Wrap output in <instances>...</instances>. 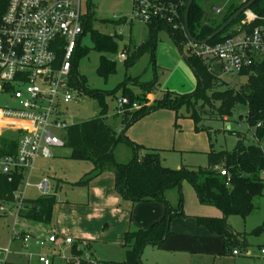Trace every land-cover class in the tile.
<instances>
[{"label": "trees", "instance_id": "obj_1", "mask_svg": "<svg viewBox=\"0 0 264 264\" xmlns=\"http://www.w3.org/2000/svg\"><path fill=\"white\" fill-rule=\"evenodd\" d=\"M165 1L174 8L175 13L171 15L172 13L168 12L167 16L146 24L148 34L145 41L139 47H132V45L125 47L124 53L127 58L124 61V66L126 70L131 69L146 54L151 56L152 65L155 66L157 34L164 30L173 38L194 73L197 86L193 92L187 94L165 92L160 99L154 100L148 107L146 98L134 94L126 87L132 82L142 90L153 91L154 88L157 89L155 82L140 83L138 78L132 79L128 76L116 91L105 93L91 89L87 85L85 77L80 76L77 71L79 60L89 52V49L81 47L82 40L78 43L73 60L71 86L80 94L93 97L101 108L97 117L68 126L64 131L65 147L71 150V159L90 162L93 165V170L73 186L87 187L99 176L110 172L114 175L115 192L123 200L132 204L158 202L164 205V215L160 220L154 222L147 229L129 230L125 234L124 247L127 251V258L123 263L117 264H143L142 256L146 247L159 248L165 244L173 234L171 221L175 217L186 216L183 211L184 198L182 195V188L185 184L192 187L201 205L215 207L221 212L219 218L195 217V219L211 234L222 238L223 255H229L233 250L240 251L238 248L245 247L239 240L242 235L232 228L229 222L230 217L242 216L246 219L258 214L260 202L264 196V153L256 144V140H264V65L257 64L250 72H241L238 76L247 78L244 85L226 87L220 79L219 67L210 70L190 50H188L190 52L188 55L184 53V48L191 42L185 27V12L189 0ZM249 1L230 0L224 11L218 14L217 18H212L206 8L195 0L188 19L192 38L197 42L204 41ZM8 3L9 0H0L2 9H5ZM212 7L218 8L215 5ZM250 9L254 13L264 16V0H257ZM92 12L83 19L85 23L83 36L91 32L93 50L100 54L97 73L107 79L116 72V63L109 60L106 55L117 52L118 41L122 36L118 34L109 36L94 31ZM243 19L244 14L209 43L214 44L224 36L231 35V32L241 24ZM123 23L124 21L115 22L116 25ZM118 90L122 91V97L128 98L132 103L144 102L145 104L138 111L125 112L122 115L123 130L120 133L108 124L105 105V96L116 94L115 92ZM238 106L248 108L246 123L249 130L252 131L253 139L249 140L247 136L235 133L239 140L232 152L216 151L211 146L207 153V167L182 166L176 170L166 168L161 163L157 150H148L130 141L126 136V132L131 126L158 110L174 111L176 113L175 125L178 129L177 122L183 117L180 116V111L185 109L186 116L194 121L196 130L208 132L204 125L201 126L203 122L218 119L229 122ZM226 130L229 131V129ZM121 142L127 143L135 152L134 159L129 163H121L116 158V149ZM18 145L19 135L14 139L0 138V157L16 156ZM141 151L144 152L142 157L139 156ZM218 166L227 171L226 176H222L215 170ZM24 178V173L16 172L13 181L10 182L7 176L0 175V201L15 203L17 206L18 201L15 193L24 182ZM172 189H177L180 193L178 209L173 208L167 199V193ZM58 203L55 195L40 196L36 200L26 199L23 209L19 212V217L23 220L50 226ZM87 254L90 256L89 260L85 256ZM69 256L74 260L67 264H98L90 243L84 249H80L78 242L75 243L70 248Z\"/></svg>", "mask_w": 264, "mask_h": 264}, {"label": "rangeland", "instance_id": "obj_2", "mask_svg": "<svg viewBox=\"0 0 264 264\" xmlns=\"http://www.w3.org/2000/svg\"><path fill=\"white\" fill-rule=\"evenodd\" d=\"M239 1L242 2L243 0ZM197 2L206 8L212 18L218 17V14L212 11L214 10L212 6L215 5L224 11L228 5V1L225 0H221V2L216 0H197ZM83 3L85 7L87 5L88 10V0H83ZM92 11L94 31L113 36L116 28L118 32H122V38L118 41L117 52L106 55L109 60L116 63V72L105 79L97 73L100 54L93 50L91 32L83 36L81 47L89 49V52L88 55L79 60L77 71L80 76L85 77L87 85L91 89L105 93L114 92L118 86L125 82L128 76L132 79L138 78L140 83L155 82L157 89L154 88L153 91L142 90L141 87L132 82L126 87L134 94L146 98L148 107L151 106L154 100L160 99L165 92L187 94V92L191 93L196 89L197 83L193 71L176 46L173 38L164 30L159 31L157 34L154 55L155 66L152 65L151 56L146 54L131 69L126 70L120 55L124 53L125 47L128 45L139 47L148 34L146 24L138 21L130 22L133 11L132 0H92ZM114 16L124 17L128 21L116 25ZM188 50L187 47L184 48L186 55L190 53ZM222 81L226 87H240L247 82V78L245 76H224ZM115 93L105 96L106 119L108 124L120 133L123 130L122 115L125 112L138 111L145 104L144 102H135L138 104V108L127 109L128 111L120 113L118 102L123 94L120 90ZM13 106L12 93L10 91L0 93V108ZM62 110L64 112V120L68 126L88 121L97 117L101 112L98 102L93 97L87 94H80L77 91L74 93V100L65 105ZM172 112L174 118L173 124H171L170 147L158 151L161 163L166 168L176 170L182 166L207 167V153L211 146L216 151L232 152L239 140L235 133H241L247 136L249 140L253 139L252 131L249 130V126L246 123L248 108L245 106L236 107L229 122H223L220 119L203 122L201 125H204L209 133L207 131H197L194 128V121L186 116L185 109L180 111V116L183 117L178 120L179 128L177 129L175 125L176 113ZM228 127H230L229 131L226 130ZM15 135V131L8 125L0 128L1 138H12ZM57 135L60 138H65L64 131H59ZM176 137V145H174V138ZM52 154L54 157L51 159L39 157L36 160L33 179L30 180L29 187L25 190L26 178L20 190L25 192L27 198L38 199L41 194L35 185L39 183L43 176L48 175L51 176L52 185H54L51 195H55L58 200L75 202L74 200H77L78 193H84V190L81 187L76 188L70 183L80 178L79 171L82 164L68 157L70 149L65 146L54 148ZM116 154L117 160L121 163H128L132 160V149L124 142L118 145ZM130 154L131 156L129 157ZM54 173L58 177H53ZM182 195L184 198L183 211L186 216L175 217L171 221V231L172 233L173 231L176 232V235H171L166 243L159 248L146 247L142 256L143 264H213L212 260L206 255L208 253L204 252L208 249L220 248L222 240L219 236L210 234L206 227L199 225L193 216L201 215L200 217L214 218L210 214L218 212L219 216H221L220 211L212 206L201 205L194 190L188 184L183 185ZM167 199L173 208H179V190H170L167 193ZM141 204L139 203V205ZM151 205L162 208L164 212L162 203L153 202ZM1 208L4 210H1ZM16 214L17 206L15 203L0 201V247L10 251L6 264H41L39 262L40 256L49 257L52 264H67L65 258L70 255V247H60L58 245L55 246L59 249L53 245H47L43 248L38 247L37 238L41 233L36 229H38L39 224L19 219ZM188 216H192V218H188ZM229 222L235 231L243 233L245 239L264 240V196L261 199L260 212L258 214L246 219L242 216H232ZM26 232H30L33 235V238L27 244L23 240ZM51 233L44 238H47ZM59 236L71 237L67 235ZM77 241L86 240L79 239ZM168 243H173L172 250L168 248ZM93 247L96 251L98 264H117L126 261L127 251L122 243H95ZM30 255H32V258L29 257ZM238 259L247 261L249 258L242 255Z\"/></svg>", "mask_w": 264, "mask_h": 264}, {"label": "built area", "instance_id": "obj_3", "mask_svg": "<svg viewBox=\"0 0 264 264\" xmlns=\"http://www.w3.org/2000/svg\"><path fill=\"white\" fill-rule=\"evenodd\" d=\"M91 6L92 0H88V10L83 0H9L5 9L0 6V93L10 89L14 101L13 107L0 108V127L14 126L20 132L17 155L0 157V175L7 176L10 182L16 172L24 173L25 181L39 157L51 159L54 148L65 146L64 139L57 133L68 127L62 109L74 100L73 60L83 38V19L92 12ZM132 6L130 22L148 24L167 16L168 12L175 13L165 0H132ZM214 11L221 14L223 10L215 8ZM114 19L115 22L127 20L116 16ZM231 33L214 44L190 42L186 46L210 70L219 67L221 80L224 76L250 72L257 64L264 65V16L247 10L241 24ZM114 34L122 35V32L115 28ZM120 58L125 61L126 54L122 53ZM118 105L120 113L138 108L137 103L126 97H121ZM256 144L264 153V140H256ZM215 170L222 176L227 175L219 166ZM23 183L15 193L17 217L26 200L25 192L20 190ZM29 185L28 179L25 189ZM36 187L44 197L50 196L53 190L49 177L41 179ZM32 238L31 234H26L23 240L27 244ZM77 242L80 249L89 244L55 233L38 238L41 247L71 248ZM9 254V249L0 247V264H6ZM232 254L248 255L239 250H233ZM260 254L264 256V247ZM85 256L90 259L88 254ZM65 259L74 260L71 256ZM39 261L52 264L45 256H40Z\"/></svg>", "mask_w": 264, "mask_h": 264}, {"label": "crops", "instance_id": "obj_4", "mask_svg": "<svg viewBox=\"0 0 264 264\" xmlns=\"http://www.w3.org/2000/svg\"><path fill=\"white\" fill-rule=\"evenodd\" d=\"M127 21L128 20H125V22ZM173 118L174 115L172 111L158 110L147 115L143 119L136 122L133 126H131L127 130L126 136L130 141L148 150L160 151L166 149L170 147L169 145L172 136L171 124H173ZM2 127L3 126H1L0 128ZM10 127H12L13 131H15L16 135L9 139H14L18 135L20 136V132H18L16 127ZM228 129H230V127H228ZM176 139L177 137L174 138V145H176ZM143 155L144 152L141 151L139 156L142 157ZM130 156L131 154L129 155V157ZM68 157L71 158V150ZM134 157L135 152L132 149V160L134 159ZM116 158L118 159L117 154ZM79 164H82L80 165L79 171L80 178L70 183L72 185L79 182L86 174L90 173L93 170V165L90 162H81ZM34 170L35 166L30 176L27 177V180L29 179V182L31 179H33ZM44 177H49L52 182L51 176L45 175L43 176V178ZM53 177L58 176L54 173ZM61 182L63 181L61 180ZM37 185L38 184H36L35 187ZM52 186L54 187V185ZM81 188L84 190V193L79 192L78 198H76L77 200H74L75 202L57 199L59 203L55 207L52 224L50 226H46L44 224L38 223V229L36 230L40 231L41 233L38 238H44L49 233L54 232L58 235L71 236L75 238V240H86L91 244L92 253L94 254V258L97 262L95 253L96 251L93 247L95 243H122L124 245L125 234L129 230L137 231L140 228L147 229V227L149 228L154 222L160 220L164 215L162 208L157 207L156 205L155 207H153V205H151L152 203H142L141 205H139L132 204L129 201L123 200L122 197L115 192V179L114 175L110 172L99 176L98 178L93 180L89 184V186ZM25 199L32 200L30 198H27L26 196ZM200 216H193V218ZM210 216L214 218L221 217L219 216L218 212L210 214ZM18 218L21 219L20 217ZM188 218H192V216H188ZM24 234L26 235L31 233L26 232ZM173 234L172 235L175 236L176 232L173 231ZM240 234L242 235V237H240L239 240H241L240 242L244 244L245 247L238 249H240L241 252L245 251L244 253H248V255H245L249 258L247 259V261L238 259L242 255L235 256L232 253L229 255H223L224 243L220 236L219 237L222 240L221 247L216 249H208L204 253H208L206 255H208L210 260H212L213 264H264V256L260 254V250L264 247V240H247L243 236V233ZM53 246L55 248H58L55 245ZM167 246L169 249H173V243H168ZM38 247L43 248L39 245ZM29 257L32 258V255H30Z\"/></svg>", "mask_w": 264, "mask_h": 264}, {"label": "water", "instance_id": "obj_5", "mask_svg": "<svg viewBox=\"0 0 264 264\" xmlns=\"http://www.w3.org/2000/svg\"><path fill=\"white\" fill-rule=\"evenodd\" d=\"M257 0H250L248 3H246L241 9H239L225 24H223L218 30H216L215 32H213L207 39H205L204 41L201 42H197L195 41L190 32H189V23H188V19H189V12L190 9L192 7V5L194 4L195 0H189L188 4H187V9L185 12V27L188 33V36L190 38V41L194 44H198V45H205L208 44L209 42H211L213 39H215L216 37H218L220 34H222L230 25L233 24L234 21H236L242 14H244L247 10H249L253 4L256 2ZM202 126V125H201Z\"/></svg>", "mask_w": 264, "mask_h": 264}]
</instances>
